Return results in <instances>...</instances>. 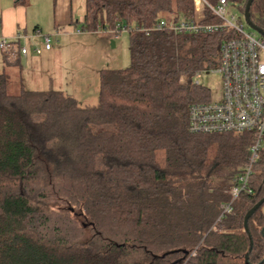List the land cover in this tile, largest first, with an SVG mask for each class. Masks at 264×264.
<instances>
[{
	"label": "trees",
	"instance_id": "16d2710c",
	"mask_svg": "<svg viewBox=\"0 0 264 264\" xmlns=\"http://www.w3.org/2000/svg\"><path fill=\"white\" fill-rule=\"evenodd\" d=\"M246 1L229 0L242 14ZM253 11L264 0L250 6L264 30ZM165 12L194 15L193 0H84L80 32L133 28L129 64L99 71L93 105L0 72V264H245L249 236L264 264V203L243 227L264 196V136L233 197L254 133L188 128V107L208 102L194 78L235 32L154 30Z\"/></svg>",
	"mask_w": 264,
	"mask_h": 264
},
{
	"label": "built area",
	"instance_id": "2783aa9c",
	"mask_svg": "<svg viewBox=\"0 0 264 264\" xmlns=\"http://www.w3.org/2000/svg\"><path fill=\"white\" fill-rule=\"evenodd\" d=\"M229 0H193L194 15L184 18L171 17L160 19L153 29H168L174 33H215L232 29L235 36L224 39L219 46V63L211 69L221 76V96L217 101L196 102L188 107V128L193 132L201 133H240L252 131L255 140L250 147L248 164L236 178V185L232 188L235 197L245 186L252 164L257 159V153L264 136V37L255 30L244 31L243 26L231 21L233 16L226 17ZM232 5V4H231ZM206 13V16H204ZM214 16L217 21H204L203 18ZM141 31L144 28H138ZM133 30L130 26L116 25L107 30L114 37L121 32ZM78 32H80L78 30ZM53 34L43 35V47L51 48ZM22 37L16 33L13 38H6L0 34V50L8 51L12 41ZM39 54L41 50L34 48ZM22 55H28L25 46H19ZM197 83V81H196ZM241 184V185H240ZM230 210L225 205L222 213Z\"/></svg>",
	"mask_w": 264,
	"mask_h": 264
},
{
	"label": "crops",
	"instance_id": "0c3cea01",
	"mask_svg": "<svg viewBox=\"0 0 264 264\" xmlns=\"http://www.w3.org/2000/svg\"><path fill=\"white\" fill-rule=\"evenodd\" d=\"M83 16L84 0H25L23 4L15 3V0H0V34L11 39L16 32H22L24 37L20 39V46H25L29 51L28 55L18 53L15 58H8L7 61L0 52V72L5 71L14 79L20 77L26 89H58L72 95L81 104H95L97 98L93 95L82 96L76 90L68 89V72L64 67L66 74L58 75L62 78V82L59 78L62 85L55 80L57 67L54 61L59 58L61 65L62 55L66 58L67 54L65 46L73 40L89 44L95 41L105 49H117L122 45L120 36L114 37L108 31H98V34L88 32L89 35L78 32ZM76 24L80 28L74 29V32L65 30ZM55 31L57 34L54 35L51 48L46 50L43 47V35L53 34ZM36 47L41 50L39 54L33 51ZM70 58H73L72 55ZM101 66L103 67L100 63L98 75Z\"/></svg>",
	"mask_w": 264,
	"mask_h": 264
},
{
	"label": "rangeland",
	"instance_id": "374dc122",
	"mask_svg": "<svg viewBox=\"0 0 264 264\" xmlns=\"http://www.w3.org/2000/svg\"><path fill=\"white\" fill-rule=\"evenodd\" d=\"M226 10V17L228 19H230L232 15L233 19H231V21L242 25L244 31H251V28L244 20L243 14L237 6L229 4ZM172 15L173 14L171 12H165L163 16L167 18L171 17ZM252 18L255 21H260L261 19L264 20V13L253 11ZM76 28H80L79 24H76L74 27L70 26L69 29L66 28L65 30H71V32H74V29ZM60 29L63 30V28ZM98 31L103 30L95 31L96 34H98ZM81 34L89 35L88 32H82ZM254 34L259 36L257 32H254ZM119 36L122 41V45L117 49H105V47H102L98 42L95 41L92 44L90 43L91 45L89 42H77L76 40H73L67 44V46H65L67 53L66 58H64L62 55L61 65L59 58L55 59L54 61V65L57 67V71L55 72V80L60 85H62L59 82L60 77H58V75L59 73H62L63 75L66 74V72L63 70L64 67V69L68 72L66 80V83L68 82V89L76 90L82 96L90 97L93 95V97L96 99L98 82L97 70L100 63L103 65V67L101 66L102 68H123L129 64L128 33L121 32ZM70 55H72L73 58H70ZM60 79L62 82V78ZM194 79L207 91L208 101H217L220 99L221 76L218 72H215L214 70H209L208 72L201 71L195 76Z\"/></svg>",
	"mask_w": 264,
	"mask_h": 264
},
{
	"label": "water",
	"instance_id": "95a60500",
	"mask_svg": "<svg viewBox=\"0 0 264 264\" xmlns=\"http://www.w3.org/2000/svg\"><path fill=\"white\" fill-rule=\"evenodd\" d=\"M253 0H247L246 1V4H245V7H244V11H243V17H244V20L246 21V23L248 24V26L255 30L256 32H258L259 34H261L263 37H264V30L259 27L256 23L253 22V20L251 19V14H250V6L252 4ZM264 203V196L261 197L257 202H255V204L249 208L245 215H244V218H243V227L244 229L247 231L248 228H247V222H248V218L250 216L253 215V213ZM249 239H250V242H249V249H248V252L245 254V264H250L249 261H248V253L249 251L251 250V247H252V240L249 236ZM264 259V258H263ZM261 262H258L257 264H260Z\"/></svg>",
	"mask_w": 264,
	"mask_h": 264
}]
</instances>
